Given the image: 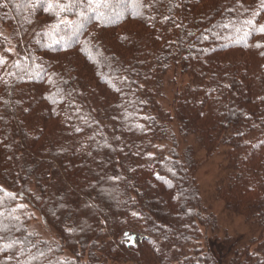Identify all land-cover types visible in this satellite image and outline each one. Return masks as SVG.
Masks as SVG:
<instances>
[{
	"label": "trees",
	"instance_id": "1",
	"mask_svg": "<svg viewBox=\"0 0 264 264\" xmlns=\"http://www.w3.org/2000/svg\"><path fill=\"white\" fill-rule=\"evenodd\" d=\"M70 2L0 0V264H217L198 242L219 222L174 125L206 157L224 147L215 197L260 228L228 264H264L260 0H75L60 12ZM169 66L190 79L172 110ZM131 230L145 235L136 246L120 239Z\"/></svg>",
	"mask_w": 264,
	"mask_h": 264
},
{
	"label": "rangeland",
	"instance_id": "2",
	"mask_svg": "<svg viewBox=\"0 0 264 264\" xmlns=\"http://www.w3.org/2000/svg\"><path fill=\"white\" fill-rule=\"evenodd\" d=\"M0 35L8 37V28H2V26H0ZM189 82V77L186 74L180 72L179 68L175 66H169L167 72L164 75V80L162 83L163 95L161 98V105L163 108L166 110H172L174 92ZM172 130L175 133V137L179 143L180 149L189 146L195 152L196 158L199 162L195 175L198 182L202 204L215 214L219 222L218 231L214 235L208 233L209 237L206 239L203 238L200 242H198V246L199 248L203 249V251H207L209 248H211L216 257L217 264H228L234 248L239 245H244L252 238L258 236L260 228L254 222H246L240 215L228 214L224 209L223 202L215 197V189L223 171L222 165L224 163V147L220 148L218 151L219 153H215L213 156L206 157L204 151L195 144L196 142L193 136L183 137L178 132L176 125L172 126ZM32 225H34L35 229H37L42 234L43 238H47L49 241H53L55 239L54 232L51 231V229H48L38 216L32 221ZM130 233H135L138 235L135 245L133 246H136L145 237L143 233L137 232L136 230H131L129 234ZM120 239L121 241L125 242V244H129V239L125 234L121 235ZM123 255L128 258L130 254ZM104 263L136 264L135 262L128 260L115 263L111 259H105ZM174 264L181 263L175 262Z\"/></svg>",
	"mask_w": 264,
	"mask_h": 264
},
{
	"label": "snow or ice",
	"instance_id": "3",
	"mask_svg": "<svg viewBox=\"0 0 264 264\" xmlns=\"http://www.w3.org/2000/svg\"><path fill=\"white\" fill-rule=\"evenodd\" d=\"M134 6H139V7H152L153 4H152V3L141 4V3H139V0H136V3H134ZM58 7H59V9H60V12H69V11H72L73 7H79V4H78V3H75V0H73V2H70V3H68V4H61V5H58ZM88 7H90V8L92 7V2H91V0H89V5H88ZM260 8H261L262 11H264V0H260ZM57 14L59 15V12H58ZM79 15H80L81 17H85V16H86V12H85V11H80ZM100 15H103V14H100ZM258 15H260V12H257V11H253V12H252V16H253V17H256V16H258ZM165 19H168V17H165ZM61 23L67 25V24H72L73 21H71V20H66V19H62V20H61ZM244 23H245V25L251 26V25H253V24L255 23V21H254V20H246V21H244ZM259 31H260L261 33H264V25H260V27H259ZM245 35H248V32H245ZM4 42H5V43L8 42V41H7V38H5ZM256 46H257V47H261L260 44H257ZM4 51H5V52H12V51H14V49L11 48V47H8V48L4 49ZM5 63H6L5 57H4L3 55H0V65H4ZM14 66H19L18 62H17V64L14 65ZM13 75H14V74H13ZM10 195H12V194H10ZM18 207L23 208V207H25V205H22V204H21V205H18ZM133 215H137V214L134 213Z\"/></svg>",
	"mask_w": 264,
	"mask_h": 264
},
{
	"label": "water",
	"instance_id": "4",
	"mask_svg": "<svg viewBox=\"0 0 264 264\" xmlns=\"http://www.w3.org/2000/svg\"><path fill=\"white\" fill-rule=\"evenodd\" d=\"M127 237H128V239H129V245H135V241L137 240V234H135V233H126L125 234Z\"/></svg>",
	"mask_w": 264,
	"mask_h": 264
}]
</instances>
